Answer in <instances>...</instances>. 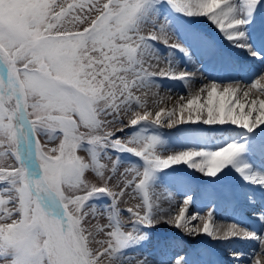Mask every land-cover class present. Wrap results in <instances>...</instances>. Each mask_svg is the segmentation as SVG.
<instances>
[{
    "label": "snow or ice",
    "instance_id": "obj_1",
    "mask_svg": "<svg viewBox=\"0 0 264 264\" xmlns=\"http://www.w3.org/2000/svg\"><path fill=\"white\" fill-rule=\"evenodd\" d=\"M164 4L181 16L206 18L234 47L261 59L245 26L264 10V0H0L3 264H188L189 254L199 258L197 264H211L205 247L193 246L190 253L170 257L182 243L174 238L154 242L156 256L125 254V249L147 240L141 227L158 223L184 237L255 240L259 251L250 264H264V234L235 223L226 230L214 228L211 208L207 216L189 213L190 196L182 204L170 197L165 209L149 194L156 174L175 165L213 178L231 168L246 183L264 187V173L244 159L248 153L264 159V99H248L251 89L264 95L259 81H252L240 98L239 82L205 83L191 98L181 96L175 109L155 111L154 118L147 100L135 95L159 88L158 77L190 86L196 76L184 69L177 74L171 60L153 46L162 41L169 50L188 55L161 15ZM208 49H213L211 43ZM161 60L167 67L152 71L153 61ZM261 73L264 69L257 75L264 81ZM117 124L120 127L112 130ZM164 124L170 129L184 124L230 125L243 135L215 149L186 148L167 154L162 136L147 127ZM127 129L135 131L124 134ZM53 141L58 144L48 147ZM124 152L143 163L120 172L118 154ZM103 159L111 162L110 167L101 163ZM99 196H107L111 203L103 207L90 203ZM125 196L139 203L123 210L128 215L121 220L119 204ZM105 214L108 223L103 226L88 219ZM258 215L264 222V210ZM197 220L203 221L202 227L194 223ZM129 221L130 230H125ZM230 255L239 259L241 254Z\"/></svg>",
    "mask_w": 264,
    "mask_h": 264
},
{
    "label": "bare ground",
    "instance_id": "obj_2",
    "mask_svg": "<svg viewBox=\"0 0 264 264\" xmlns=\"http://www.w3.org/2000/svg\"><path fill=\"white\" fill-rule=\"evenodd\" d=\"M237 3H243V0H237ZM164 6L167 7L166 4H164ZM161 15L167 18L168 26H169L171 33L173 34L175 39L187 50L188 55L186 56L184 52H181L178 49L169 50L163 44L162 41L153 42V46L158 50L159 54L162 57H165L171 60L172 64L176 67L177 74H179L180 70L184 69L188 72L196 73V76H195L194 82H192L190 86H185L184 83L180 80H170L167 78L158 77L156 79L160 85L159 88L153 87L150 90L137 92L136 95L140 96L142 102L147 100L149 110L152 111V118L155 117V111H159L161 109H164L165 111H171L175 109L177 102L180 100L181 96H184L186 98H191L199 91V89L205 83H210V82L215 81L217 83H224V84L233 83L235 85L236 82H239L243 85V88L241 91L237 93L238 98L243 97V91L248 90L250 88L251 82L254 80L259 81L260 85L264 86V81H260L259 76H257L259 74V71L261 69H264V61L258 62L255 67V70L250 75L242 77V79H239L229 73L221 74L220 76H211V77H208L204 74H199L200 72H198L197 70H202L203 68V67L201 68L198 66L200 63V58L209 60V63H216L215 59L214 58L209 59L207 55L205 56L204 54L206 51H204L203 47L199 46L198 50H196V48L193 47L195 46L194 44L195 41L190 37V34L192 33L191 27L188 26L189 29L187 30H190L188 31V33H185L184 31H182L184 29H182L181 27L176 28L174 22L169 17V15L171 14L168 8L166 9L161 8ZM186 18H188L189 21L196 23V25L202 24V26H206V28L210 26L213 29H215L214 26H212L207 21V19L204 17H186ZM185 23H187V21ZM149 30H150V25H149V29H146L144 34L147 35ZM220 36L222 35L220 34ZM222 39L225 40L223 36H222ZM172 42H173L172 40L169 41V43H172ZM225 42H228V41L225 40ZM228 45L232 49L238 52L240 50L241 52L243 51L244 53H246L247 58L251 59L252 55H250L247 50L236 48L230 42H228ZM169 51H171L170 56H168ZM246 63H247L246 61L241 62L242 65H247ZM153 65L154 66L151 69L152 71H159L160 69L167 67V63L164 60H161L158 63L153 61ZM261 74L264 75V73H261ZM202 95L206 96V93H202ZM248 99L249 100L264 99V95H262L257 89H251V94ZM184 102H186V99ZM241 102H243V100H241ZM161 118L166 119V117H164L163 114ZM201 125L203 124H184V125H177L176 127L171 128V129L169 128L170 134L171 135L177 134L179 138L175 139L173 144L170 146L163 145L164 150L168 151L167 154H172V151L184 150L186 148H194V149L199 150V147H206L210 149V147H213L212 144L208 142V144L203 145L202 143L203 141L201 140L202 138L199 136H203L207 134L211 135V137L220 136V135H224V133L227 130L234 128V126H230V125H225V126H208V125L205 126L204 125L205 127L203 126L202 127L203 129H200ZM163 126L167 127L166 124H164ZM161 152H162V155L165 154L163 151ZM255 165L254 164L252 165L253 169H255L256 171L260 173H264V171H262L261 168H258L257 166L255 167ZM168 179H170V177L167 175H164V178L160 180L156 179L155 180L156 186L151 188L150 193H149L153 201L159 202L161 206L165 209L168 208V200L170 198V195L167 193ZM234 179L235 181H239L245 185L248 184L245 181H243L242 178L238 174H236V177H234ZM238 190L239 192L241 191V185L238 186ZM237 195L238 197L240 196L242 198V203H243V206H245V209L251 210L255 207V203L249 202V201L247 202L248 198L245 200L244 198L245 196L241 194V192L237 193ZM232 196H233L232 194H229L225 199L223 198L220 201H217V203H215L216 208L213 209L214 222L212 225L214 228H221V229L226 230L232 223H235L237 224V226L242 227L244 229L248 227V224L242 222L238 217H236V215H228V216L226 215L227 219H225V216H223V214H225V212H227L228 210H233L234 208H236V205L233 204L234 200L232 199L233 198ZM180 199H182V197L175 198L174 200L178 202ZM198 209L199 207L195 208V210H194V207H189V213L193 211L198 212ZM223 210H225V212ZM174 212H178V209H175ZM255 213H258V211H255ZM228 217H231L232 219H228ZM194 223H196V221ZM162 224L165 226L166 229L167 227H170L169 225L166 226L165 225L166 223H158V224H155L154 227H160L162 226ZM174 230H175L174 234L172 235L171 238L179 240L177 236L182 233L177 229H174ZM252 232L257 233L258 235L264 234V222L260 221L259 225L258 226L256 225ZM201 236H202L201 238L202 240H205L206 242L209 240V243L212 244L213 248H216V250H219V249L223 250L226 248L228 249L229 247L230 249L246 248L247 247L246 244H248V247L246 248V250L253 252L252 254H254L256 251H259V244L255 240H250L248 243L244 244L240 239L236 240V238H233L231 240H222L219 243H217L218 240L214 241L206 236H203V235ZM163 239H166V238L163 237ZM185 239L191 240V241L196 240V238H192V237H185ZM199 247H205L207 249L210 248L203 244H201ZM179 251L180 252L184 251L183 243L180 245L178 249L170 253V257L174 256L173 254L174 252L176 253ZM150 252L152 253L153 256L157 255V253L151 250H147V251H145V249L139 250V254H148ZM190 252L191 251H188L187 253H190ZM126 255L135 256L134 253L131 254L130 252H127ZM223 256H224L223 260L227 264H231L232 262L235 261L234 260L235 258L231 257V255L224 254ZM212 257L214 258V256L211 255L210 258ZM251 257H252L251 255L249 257L247 256V259H248L247 264H250ZM193 258L194 257H192L190 254L188 255L187 257L188 264H196L195 262L192 261ZM236 263L240 264L237 261ZM244 263L245 262H243V264ZM128 264H132V262L129 261Z\"/></svg>",
    "mask_w": 264,
    "mask_h": 264
},
{
    "label": "rangeland",
    "instance_id": "obj_3",
    "mask_svg": "<svg viewBox=\"0 0 264 264\" xmlns=\"http://www.w3.org/2000/svg\"><path fill=\"white\" fill-rule=\"evenodd\" d=\"M125 134V133H124ZM58 144V141H53V142H51V143H49L48 144V147H54V146H56ZM80 154H82V153H80ZM0 162H2V161H0ZM120 171V170H119ZM124 171V170H123ZM121 172V171H120ZM95 175V173H91V176H94ZM90 178V177H89ZM98 179V178H97ZM136 199V198H135ZM135 199H133V197H131V196H125L124 198H123V200H124V202L123 203H121L122 205H124V203H126V202H128V201H130V202H132V204L133 203H135ZM91 218H93V217H91ZM103 217H100V216H97L95 219H101V220H103V221H106V220H104V218L102 219ZM200 222L201 221H199V220H197V222L195 223V224H197V225H199L200 227H202V225H203V222H202V224H200ZM106 223H107V221H106ZM166 226L168 225V224H165ZM162 227H164L165 228V226L162 224Z\"/></svg>",
    "mask_w": 264,
    "mask_h": 264
}]
</instances>
